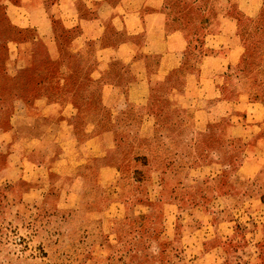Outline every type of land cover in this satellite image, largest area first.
Listing matches in <instances>:
<instances>
[{
    "label": "rangeland",
    "instance_id": "1",
    "mask_svg": "<svg viewBox=\"0 0 264 264\" xmlns=\"http://www.w3.org/2000/svg\"><path fill=\"white\" fill-rule=\"evenodd\" d=\"M101 2L95 34L135 55L98 79L94 43H72L86 26L40 38L0 0V115L20 95L58 128L42 181L0 183V264H264V0ZM152 3V33L115 28Z\"/></svg>",
    "mask_w": 264,
    "mask_h": 264
},
{
    "label": "crops",
    "instance_id": "2",
    "mask_svg": "<svg viewBox=\"0 0 264 264\" xmlns=\"http://www.w3.org/2000/svg\"><path fill=\"white\" fill-rule=\"evenodd\" d=\"M3 3L13 25L22 31L32 28L40 38L51 37L53 39L52 36L53 34L55 35L54 26L57 20H60L67 28H73L78 25L86 26L88 29L83 30V33L77 35L72 40V43L75 47L74 50L85 46L89 41L94 43L98 64L95 65L91 72L95 78L98 77L100 79V75H106V72L118 73L125 71L108 70L109 68L105 64L107 59L125 57L127 61L131 62V57L135 55L134 52L125 53L122 45H106L107 43L99 37L101 28L95 34L94 28L100 24V20L98 17H91L88 14L89 9L105 7L101 0H3ZM149 6L155 7L156 10L146 12L140 10L142 8L140 5L133 6L136 11L121 17L118 21H113L115 28L118 31L125 30L128 31V34H133L134 32H138L141 27H144L148 33H152L155 30L154 28L162 26L165 14L161 10V4L155 3L153 5L152 3ZM79 8L87 9L86 15L79 17ZM22 42L24 40L17 39L9 43V55L11 59L22 53ZM146 45L147 54L154 56L156 52L161 50L160 47L165 44L151 38ZM171 54L173 55V53ZM7 69L9 73L13 74L12 76H17L12 66L9 65ZM132 71H135L137 74V71L131 68L130 72L132 73ZM19 78L16 77L14 80ZM20 81L19 79V83ZM112 88V86H109L110 90ZM137 89L138 78H135L129 83V99L131 101L132 95L135 100L134 94L137 96ZM114 90H117V88L115 87ZM38 101L39 103L41 102V100ZM28 102L29 100L26 98L17 95L11 102L10 107L13 110L9 116L5 118L0 115V119L3 121V124L0 126V153L2 155L7 153L6 160L3 161L4 159L2 158L0 161V183L16 181L25 183L28 181L27 178L30 172L33 173V178H35L33 180L34 183L42 181L39 180L41 176L44 178L42 173L44 171L43 165L40 162L46 157V160L48 159L47 148L51 146V141L57 135L58 128L54 117L56 114L54 112H51V114L45 113L44 115L29 113ZM13 138L17 141H13ZM66 159H70V156L67 155ZM31 168H33V171ZM32 189H35V187H31L27 194ZM33 193L35 195V192Z\"/></svg>",
    "mask_w": 264,
    "mask_h": 264
}]
</instances>
